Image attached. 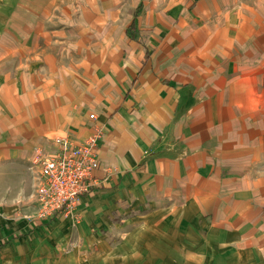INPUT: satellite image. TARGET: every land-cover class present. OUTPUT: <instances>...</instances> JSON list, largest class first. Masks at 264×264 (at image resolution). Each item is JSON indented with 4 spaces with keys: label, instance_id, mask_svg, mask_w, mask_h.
Here are the masks:
<instances>
[{
    "label": "crops",
    "instance_id": "obj_1",
    "mask_svg": "<svg viewBox=\"0 0 264 264\" xmlns=\"http://www.w3.org/2000/svg\"><path fill=\"white\" fill-rule=\"evenodd\" d=\"M96 126L95 262L264 264V0H0V246L64 220L34 158Z\"/></svg>",
    "mask_w": 264,
    "mask_h": 264
},
{
    "label": "built area",
    "instance_id": "obj_2",
    "mask_svg": "<svg viewBox=\"0 0 264 264\" xmlns=\"http://www.w3.org/2000/svg\"><path fill=\"white\" fill-rule=\"evenodd\" d=\"M102 135L103 128L96 126L79 142L56 136L49 150L38 152L34 161L39 164L35 188L39 218L71 212L78 196L90 191L91 175L98 165L97 141Z\"/></svg>",
    "mask_w": 264,
    "mask_h": 264
},
{
    "label": "rangeland",
    "instance_id": "obj_3",
    "mask_svg": "<svg viewBox=\"0 0 264 264\" xmlns=\"http://www.w3.org/2000/svg\"><path fill=\"white\" fill-rule=\"evenodd\" d=\"M64 217L62 219L68 220L67 218H69V220H54L42 227L37 225L30 234L26 233L23 237L14 239V242L12 240L10 243L0 246V264H102V262L94 260L97 256L105 257L106 255L93 253V251L101 250L100 246L94 242L98 239L96 238L92 242L90 239L81 238V235L76 232L78 220H81V213H74L72 210L64 214ZM106 224L105 227H107ZM93 227V232L97 231L95 235L100 234L99 238L103 237L105 243L110 244L108 229ZM0 229L6 232L9 228L3 221L0 224ZM92 229L89 228L90 233ZM18 231L9 230L12 234H16ZM0 240L4 242L5 235H2ZM147 255H137L138 259L135 263L126 261L122 264H169V262H165L168 261L167 258L162 262L157 254Z\"/></svg>",
    "mask_w": 264,
    "mask_h": 264
}]
</instances>
